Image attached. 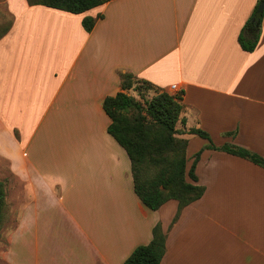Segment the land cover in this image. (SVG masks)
I'll return each mask as SVG.
<instances>
[{"label": "crops", "instance_id": "obj_1", "mask_svg": "<svg viewBox=\"0 0 264 264\" xmlns=\"http://www.w3.org/2000/svg\"><path fill=\"white\" fill-rule=\"evenodd\" d=\"M258 1L110 0L71 14L0 0V159L19 181L22 250L30 230L39 246L40 227L66 220L86 243L75 264H123L159 223L160 264H264L263 168L182 134L204 193L171 225L177 202L151 211L136 197L102 108L131 74L182 96L178 130L264 158V16L252 52L237 41Z\"/></svg>", "mask_w": 264, "mask_h": 264}, {"label": "trees", "instance_id": "obj_2", "mask_svg": "<svg viewBox=\"0 0 264 264\" xmlns=\"http://www.w3.org/2000/svg\"><path fill=\"white\" fill-rule=\"evenodd\" d=\"M28 5H41L52 9L82 14L110 0H26ZM259 0L244 24L237 41L240 48L252 52L259 39V29L264 11L257 12ZM95 19L84 17L82 27L90 32ZM131 74H120V92L106 97L102 108L110 119L107 133L126 152L130 161L133 192L149 210L156 211L170 200L178 204L173 225L183 208L199 200L204 188L196 184L195 166L200 153L186 171L187 140L182 134L195 135L209 142L208 149L225 152L245 159L264 169V158L234 144L216 147L207 133L199 129L178 130L185 125L182 116V96L160 91L146 81L134 82ZM135 84V86H134ZM134 90L140 100L128 94ZM153 96L145 98L147 93ZM233 135V134H229ZM4 185L0 181V224L5 207ZM152 238L147 245L136 247L123 264H160L166 250V235L157 223L152 228Z\"/></svg>", "mask_w": 264, "mask_h": 264}, {"label": "rangeland", "instance_id": "obj_3", "mask_svg": "<svg viewBox=\"0 0 264 264\" xmlns=\"http://www.w3.org/2000/svg\"><path fill=\"white\" fill-rule=\"evenodd\" d=\"M133 81L139 82L136 79ZM128 94L140 100L134 90L128 91ZM151 96L153 92L147 93L145 98ZM8 173V165L0 159V181L4 185L6 196L0 224V264H75L78 258L83 257L86 243L78 229L66 220H57L43 228L40 227L39 246L37 244L38 230H30V236L26 238L22 250L19 222L22 200L18 187L19 181L13 179V182L7 184ZM82 231L85 230L82 229ZM33 234L36 236V242L31 236Z\"/></svg>", "mask_w": 264, "mask_h": 264}, {"label": "water", "instance_id": "obj_4", "mask_svg": "<svg viewBox=\"0 0 264 264\" xmlns=\"http://www.w3.org/2000/svg\"><path fill=\"white\" fill-rule=\"evenodd\" d=\"M263 11H264V2H260L257 7V12L261 14Z\"/></svg>", "mask_w": 264, "mask_h": 264}, {"label": "built area", "instance_id": "obj_5", "mask_svg": "<svg viewBox=\"0 0 264 264\" xmlns=\"http://www.w3.org/2000/svg\"><path fill=\"white\" fill-rule=\"evenodd\" d=\"M175 89V86H171V90H174Z\"/></svg>", "mask_w": 264, "mask_h": 264}]
</instances>
